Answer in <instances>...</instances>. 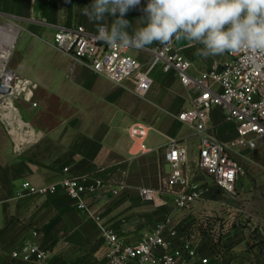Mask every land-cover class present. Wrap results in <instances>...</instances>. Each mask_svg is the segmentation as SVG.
Segmentation results:
<instances>
[{
  "label": "crops",
  "instance_id": "0c3cea01",
  "mask_svg": "<svg viewBox=\"0 0 264 264\" xmlns=\"http://www.w3.org/2000/svg\"><path fill=\"white\" fill-rule=\"evenodd\" d=\"M92 2L0 0V26L16 30L9 65L17 74V106L31 130L30 142L18 153L14 142L19 136L8 134L0 123V264H107L105 228L136 244L167 216L177 222L179 242L195 248L208 259L206 264H264V138L255 149L232 146L236 125L225 120L222 107H215L208 131L244 168L234 195L215 186L198 168L199 138L177 119L191 106L193 95L174 71L156 67L150 91L139 96L133 80L116 85L86 64L73 65L53 47L60 27L97 31L81 11ZM146 4L141 0L124 17L132 25L129 33L142 26L137 20L145 17ZM112 19L108 17L109 23ZM160 45L133 48L130 54L146 62L150 50ZM173 47L192 62V74L227 55L195 56L200 45L183 40L173 39ZM136 123L148 128L146 152L130 136L129 128ZM172 139L188 148L189 174L204 188L202 198L185 208L174 204L172 194L160 203L140 196L141 188L158 189L169 173L164 154ZM66 167L72 176L103 181L93 196L101 220L77 209L64 191L21 194L27 181L35 186L58 182ZM28 240L48 251L44 262L12 256ZM192 264L204 263L197 257Z\"/></svg>",
  "mask_w": 264,
  "mask_h": 264
},
{
  "label": "built area",
  "instance_id": "2783aa9c",
  "mask_svg": "<svg viewBox=\"0 0 264 264\" xmlns=\"http://www.w3.org/2000/svg\"><path fill=\"white\" fill-rule=\"evenodd\" d=\"M3 27L0 26V123L8 134L19 136V141L14 142V149L19 153L30 142L31 130L17 106L20 97L14 86L17 74L9 65L13 46L10 48L6 44ZM96 36L97 31L88 32L81 25L60 27L54 34L52 45L68 56L73 65L86 64L116 85L133 80L134 90L139 96L150 91L153 83L151 74L156 67L160 66L165 73L174 71L193 95L191 106L180 111L177 119L189 126L199 138L198 168L210 177L215 186L226 194L234 195L237 179L244 173V168L232 156L228 146L208 131L212 111L215 107H222L225 120L236 125L237 138L232 146L255 149L258 141L264 138V64L259 71H253L252 65L246 63L247 53L227 52L225 59L214 61L208 70L192 74V62L174 49L173 41L168 46H156L150 50V58L141 62L130 54L131 49L137 48L109 46L98 41ZM260 61H264V57H260ZM129 133L139 143V151L146 152V125L133 124ZM164 156L170 166L169 173L161 180L158 189L141 188V198L160 203L166 200V195L172 194L174 204L181 208L201 199L204 188L189 174L188 148L179 140L172 139L165 147ZM63 171L66 174L58 182L42 186L25 182L21 194L52 195L64 191L77 209L101 220L95 212L93 196L103 186V181L88 175L72 176L68 167ZM114 193L118 190L115 189ZM37 235L38 232H33V236ZM103 236L107 243V264H192L197 257L204 264L208 262L191 245L179 242L178 225L171 216L158 223L136 244L124 242L111 228H105ZM12 256L25 262L42 263L47 259L48 251L28 240Z\"/></svg>",
  "mask_w": 264,
  "mask_h": 264
},
{
  "label": "clouds",
  "instance_id": "9594fccd",
  "mask_svg": "<svg viewBox=\"0 0 264 264\" xmlns=\"http://www.w3.org/2000/svg\"><path fill=\"white\" fill-rule=\"evenodd\" d=\"M141 0H93L81 11L97 29L96 39L109 46H168L173 39L197 46L207 59L225 52H244L246 63L259 71L264 61V0H147L142 25L133 29L124 17ZM111 16V23L108 17Z\"/></svg>",
  "mask_w": 264,
  "mask_h": 264
},
{
  "label": "bare ground",
  "instance_id": "6f19581e",
  "mask_svg": "<svg viewBox=\"0 0 264 264\" xmlns=\"http://www.w3.org/2000/svg\"><path fill=\"white\" fill-rule=\"evenodd\" d=\"M2 32L6 38V44L11 48L15 43L16 30L12 27H3Z\"/></svg>",
  "mask_w": 264,
  "mask_h": 264
},
{
  "label": "rangeland",
  "instance_id": "374dc122",
  "mask_svg": "<svg viewBox=\"0 0 264 264\" xmlns=\"http://www.w3.org/2000/svg\"><path fill=\"white\" fill-rule=\"evenodd\" d=\"M195 147H196V144H195ZM241 147H243V146H241ZM237 148H239V147H237ZM193 150H195V148L193 147Z\"/></svg>",
  "mask_w": 264,
  "mask_h": 264
}]
</instances>
